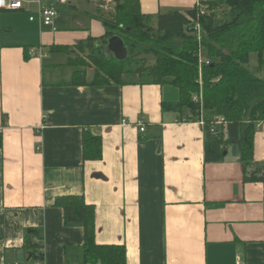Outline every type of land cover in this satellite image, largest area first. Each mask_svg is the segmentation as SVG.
I'll return each instance as SVG.
<instances>
[{"label": "crops", "instance_id": "crops-1", "mask_svg": "<svg viewBox=\"0 0 264 264\" xmlns=\"http://www.w3.org/2000/svg\"><path fill=\"white\" fill-rule=\"evenodd\" d=\"M139 1L156 17L213 0ZM43 4L57 9V30L30 20L36 4L0 9V264H36L29 229L40 231L42 264H103L86 261L84 226L55 204L64 195L95 207L96 242L124 245L126 264H264L263 183L245 182L231 152L206 160L200 119L164 107L180 99L177 86L94 84L92 67L78 82L76 46L105 36V10L97 0ZM254 158L264 162V122Z\"/></svg>", "mask_w": 264, "mask_h": 264}, {"label": "trees", "instance_id": "trees-1", "mask_svg": "<svg viewBox=\"0 0 264 264\" xmlns=\"http://www.w3.org/2000/svg\"><path fill=\"white\" fill-rule=\"evenodd\" d=\"M113 1L116 11L103 13L101 17L107 28L105 36L98 40L89 38L76 46L98 50L94 60L98 68L92 83L124 84L128 80L122 76L129 74L134 79L139 74L140 78L146 76L139 78L144 82L177 86L180 99L163 102L164 107L179 112L187 108L192 113L189 117L192 120L200 119L203 113L206 160L221 161L231 152L243 164L244 181L264 185V162L254 158L255 131L264 121V0L204 2L210 9L226 4L227 16L223 18L203 14L199 5L185 11L170 9L154 17L142 12L139 0ZM193 21L201 29L190 30ZM150 29L156 33V38H150ZM115 34L122 37L128 49L125 60L106 53L108 39ZM200 47L206 49L210 59L201 66V75ZM51 49L70 50L63 46ZM253 53L259 57L255 70L249 66ZM149 54L155 56L156 62L149 64L145 57L139 58ZM83 75V71H77L76 80L84 82ZM201 87L202 100L192 101V94L200 92ZM217 115L224 116L227 125L223 132L214 134L210 124ZM85 142L90 144L92 141L86 137ZM96 156L100 157L99 151ZM55 204L63 207L66 222L84 226L87 262L126 264L124 245L96 242L95 207L86 203L83 196H59ZM36 237H41L40 231L29 229L25 238L34 262L43 259L44 245L36 241Z\"/></svg>", "mask_w": 264, "mask_h": 264}, {"label": "rangeland", "instance_id": "rangeland-1", "mask_svg": "<svg viewBox=\"0 0 264 264\" xmlns=\"http://www.w3.org/2000/svg\"><path fill=\"white\" fill-rule=\"evenodd\" d=\"M96 1V0H95ZM97 4L98 6H103L104 8V12L105 14L109 13V12H112V14L116 11V9H114L116 7V3L115 2H109L107 0H97ZM46 6H52V4L50 5H46ZM218 8H215V9H210V7L208 8V5L207 4H203L200 6V8L202 9V13L203 14H216L219 18H223V17H226L227 16V5L224 4V3H221L219 5H217ZM34 7V6H33ZM102 8V7H101ZM63 15L59 18H62ZM192 27L190 28V30H197V29H201V26L193 21L192 23ZM57 27V26H56ZM194 28V29H192ZM155 31V30H153ZM149 34H150V38H156V33L155 32H151V29L149 30ZM174 40H177V39H174ZM152 43V42H151ZM102 48H104V46H102ZM78 51H76V55L72 58V61L74 63H76V65L80 68L79 71H84L86 70V68L88 67H92L96 70V68H98V65L95 63V58L96 56H98V50L95 49L96 51H94V49H90L89 47H86L84 49H78ZM207 53H206V49H204V47H200L199 49V57H200V60H199V72H200V75H201V72H202V68L201 66L205 63H207L210 59L206 56ZM145 57L147 62L149 64H152L154 62H156V59H155V56L152 55V54H149V55H141L139 58H143ZM259 62V57H258V54L257 53H253L251 55V59H250V63H249V66L252 70H255V68L257 67V64ZM144 73V72H143ZM146 74V72L144 73ZM138 75V76H137ZM135 78H140L139 74H137ZM262 76H264V72H262ZM132 76H130L129 74H126L124 76H122V78L124 79H132L131 78ZM146 78L145 77H142L140 79H144ZM203 93V89L202 87L200 88V92H195L192 94V101L194 102H198L197 100H195L194 98L197 96L198 99H201V96ZM258 127V126H257ZM264 172V170H263Z\"/></svg>", "mask_w": 264, "mask_h": 264}, {"label": "built area", "instance_id": "built-area-1", "mask_svg": "<svg viewBox=\"0 0 264 264\" xmlns=\"http://www.w3.org/2000/svg\"><path fill=\"white\" fill-rule=\"evenodd\" d=\"M43 1L44 0H0V9L18 10V9H23L25 5L36 4L38 6V15L37 17L35 15H31L30 20L39 19V21L43 25L52 26L53 30H57V27L55 26V18L58 15V11L54 7V5L52 6L44 5ZM50 1L56 4H69L71 3L72 0H50ZM107 1L114 2L113 0H107ZM28 52L30 56H41L42 57L46 55V52L43 50L42 47L29 48ZM194 99L202 100V99H198L197 96ZM200 122L205 126L206 121H205L203 113L200 117ZM260 123L258 124V127ZM139 124H140V130L145 131L144 123L139 121ZM226 125H227L226 118L222 115H217L210 124V131L214 134H219L220 132H223L225 130L224 127H226ZM35 263L42 264L40 260H37ZM240 263L242 264V262Z\"/></svg>", "mask_w": 264, "mask_h": 264}, {"label": "water", "instance_id": "water-1", "mask_svg": "<svg viewBox=\"0 0 264 264\" xmlns=\"http://www.w3.org/2000/svg\"><path fill=\"white\" fill-rule=\"evenodd\" d=\"M106 53L113 54L118 60H125L128 57V49L121 36L115 34L108 39ZM224 154H226V152Z\"/></svg>", "mask_w": 264, "mask_h": 264}]
</instances>
